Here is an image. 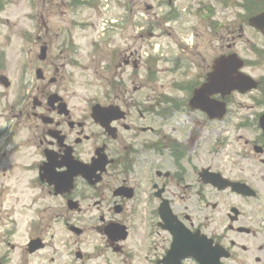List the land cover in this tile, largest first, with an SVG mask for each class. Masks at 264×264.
Here are the masks:
<instances>
[{"label":"flooded vegetation","instance_id":"1","mask_svg":"<svg viewBox=\"0 0 264 264\" xmlns=\"http://www.w3.org/2000/svg\"><path fill=\"white\" fill-rule=\"evenodd\" d=\"M153 1L154 6L143 0L142 8L156 12V21L138 18L133 24L141 30L138 38L146 39L140 51L108 50L110 63L103 71L109 69L115 76L113 95L95 101L74 97L78 92L71 69L81 66L79 44L73 37L76 28L51 26L40 12L46 8L37 6L36 0L24 1L21 22H12L7 16L12 0H0V230L8 228L6 237L20 232L28 237L20 248L26 260L52 246L58 226L60 234L79 229L81 246L89 232L100 237L107 264L110 260L111 264H264L261 114L258 111L249 118V112L243 117L235 110L239 98L264 106V77L262 72L254 74L264 65V35L250 22L264 15V0ZM134 2L123 0L124 16L120 21L111 18L116 25L110 29L126 27L125 14L132 12ZM60 3L69 9L84 5L83 0ZM223 17L229 20L223 22ZM207 27L220 29V41L224 33L232 36L208 62ZM98 41L87 43L90 58L98 57L104 46ZM221 58L241 60V72L257 82L256 90L244 95L211 96L225 103L221 120L234 118L240 134L244 133L237 139L242 142L240 149L207 151V140L201 142L195 132H188L193 137L186 139L184 131L175 128L179 121L200 122L203 128L207 122H216L189 109L187 100L150 103L148 110L130 96L115 95L135 80L138 88L132 92H141L142 84L147 86L151 61L157 66L170 63L169 72L182 78L187 76L182 70L199 62L198 82L194 83L193 75L180 88L192 92L207 81ZM255 94L260 97L256 101ZM153 104L160 111L156 116ZM93 108L100 110L101 123L93 119ZM169 108L188 117L169 118ZM164 153L170 160H165ZM141 170L140 179L136 173ZM210 174L236 184V190L215 187L209 182ZM163 202L184 230L175 229L174 224L171 233L160 228ZM111 224L124 228L123 238L115 231L105 236ZM33 240H40L43 249L28 253ZM174 243L179 246L172 248ZM75 249L74 259L80 252L79 247ZM80 255L76 260L83 263L86 258ZM23 258L19 264H28ZM0 264H7L6 260L0 258Z\"/></svg>","mask_w":264,"mask_h":264},{"label":"rangeland","instance_id":"2","mask_svg":"<svg viewBox=\"0 0 264 264\" xmlns=\"http://www.w3.org/2000/svg\"><path fill=\"white\" fill-rule=\"evenodd\" d=\"M24 1L26 0H12L13 6H11L9 10V15L7 14L8 17L10 16L12 22H17L18 19L19 22H21V18H19V16H21V13L19 12L24 7ZM88 1L90 2L86 6H80L78 8L75 7L74 9H69L67 7L64 8V6L61 5L60 0H36V5L41 7L44 6L46 8V10L42 9L40 12L41 15L46 18V21H49L51 26L57 27L63 24H68L69 26H73L74 28H76V31L73 32V37L75 38L76 43L79 44V60L81 66L75 70L71 69V72L74 75L75 86L77 87L76 90L78 92L74 95V97L76 98L78 96L79 98H93L95 101H105L107 100L106 98H104L105 95H107V98H109V95H113V89H111V85L112 82H114L115 78L114 74L109 69L103 71V68L107 67V65L110 63V52L108 50L110 48H118L123 53H128L129 51L133 50H137L139 52L141 49V45L143 46L146 39L144 36L142 39L138 38L137 33L141 32V30H136L133 24L138 22V18H144L146 22H151L152 20L156 21V12H154L153 10L145 11L142 8L143 0H135V2L133 3L132 12H130L131 14L128 13V11L127 14H125V17H127L128 19L127 23L125 24L126 27H120L118 30H112L110 29V23L113 22L114 19L111 18H115L116 20L120 21V19H122L124 16V11L120 7L122 6L123 0H107V4L105 5L109 6L108 9L106 8V6L101 7L102 9L99 8L100 2H98L97 0ZM116 1H119L120 4H115V6H113L112 4L114 2L116 3ZM147 3L154 6L153 0H147ZM147 15L151 17H148ZM132 16H135V18L132 19ZM14 17L16 18L12 19ZM214 19H217V16L211 17L210 20L214 21ZM228 20L229 18L227 17L222 18L223 22H226ZM77 26H82L83 28L78 29L79 27ZM210 30L214 33H218L212 34ZM219 31L220 29L216 30L215 28L214 30L207 27V62L209 58L211 59L212 56H216L218 54V49L223 46L224 43L232 40V36H227V34L224 33L221 35L222 41H220L218 39L220 36H218ZM144 35H146V33H144ZM155 36L157 35L155 34L153 37ZM91 39H94L96 41L99 40L97 43L104 45L100 48V54L98 57L92 56L90 58V56L92 55L91 52L87 54V51L89 49L87 43L91 42ZM234 42L237 45L236 48L239 49L238 39L234 38ZM202 49L203 47H201V51H203ZM248 58H251V56L248 55ZM198 63L199 62L194 63V67H189L188 70H182L187 74L186 78L175 77L173 73V75L168 74L169 68L167 64L163 63L159 64L158 66L156 65L155 70L158 74L154 78L149 79L147 86L142 84V86H144V89L141 92H132V89L138 88V82L135 80L133 82V85L130 84L129 86H127L125 91L117 90L115 95L119 97V99L121 96H126L127 98L130 96L132 98V101L144 103V107H146L148 110V106L150 105V103L165 101L178 102L182 100L186 101L188 98L186 89L184 91H179V88L185 87L187 85L186 82L191 80L193 75V79L196 78V72H198L199 69V66L196 64ZM98 66H100V70ZM124 68L125 67L118 70V73L122 72ZM260 72H262V75L264 77V65H261L259 70H255L254 74L256 76H259ZM127 73H129L128 70L126 74ZM125 75H123L122 78H124ZM148 75L149 73H147V77ZM140 80L142 81L141 78ZM174 81H180L183 83V85H180ZM196 82H198L197 78L195 79L194 83ZM253 97L255 98V101L256 99L260 98L256 94L253 95ZM236 100L237 102L235 104V110L239 115H242L243 117H247L246 113L249 112V118H254L258 114V111H261V106L259 105L261 104V102L253 103L249 98H239ZM153 107L155 112L153 116H156L157 113H160V111L155 106V104H153ZM167 110L168 111L166 112V114L169 118H177L184 115L186 118L188 117V115H186V112L183 114V112H180L178 110L174 111L171 108ZM192 116H194L195 119L199 118L196 114ZM236 124L237 122L233 118L231 119V121H224L223 123L207 122V125L203 128L200 122L194 123L188 120H183L179 121V128L176 125L175 128H177L179 132H182L183 130L184 134L187 135L186 139H192L193 137L192 135L188 137V132H195L197 135L195 136V138L199 139L201 142L207 140V151L227 149L231 152L233 150L241 148L240 146L242 142L240 140L238 141L237 139L240 135L244 134H240L241 132L236 128ZM234 127L236 132L232 134V129ZM200 134L204 136L202 140L198 137L200 136ZM220 144L221 146H224L218 147ZM164 158L166 161L170 160L169 154L164 153ZM136 174L140 179L141 177H143L142 170L137 172ZM21 229L25 228L21 227ZM54 230L56 234L60 235V228L58 226H55ZM67 234L63 233L62 236H56L53 241V245L55 246H50L49 248L45 249L40 255L27 257L26 260V257L23 258L20 248L25 245L28 237L24 235L23 232H20L19 235H16L14 237H6V232L0 230V258H4L7 264H19V260L21 258L24 259V262L28 261V264H94L96 262L100 264H107L108 259L107 257H105L104 253L100 255V257H97V255H99L98 250H100L101 248L100 245H98V243L96 242L100 240V237H97L96 234L89 232L86 235L85 239H83L84 237L81 238V240L83 239V244L85 245L82 247L85 248V251L88 252H85L86 259L89 258V254L92 256L90 257L89 261L78 263L74 259L73 254H71V249L73 247H70L68 249L66 243L62 241L63 238H65V240L67 239L66 241L68 243H72V241H77V239L76 237H72L70 234ZM46 240L50 239L46 238ZM94 245L95 248H93ZM64 246H66V248ZM51 259H53L54 261ZM111 262L112 261L110 260V264Z\"/></svg>","mask_w":264,"mask_h":264},{"label":"water","instance_id":"3","mask_svg":"<svg viewBox=\"0 0 264 264\" xmlns=\"http://www.w3.org/2000/svg\"><path fill=\"white\" fill-rule=\"evenodd\" d=\"M264 18H256L252 20L253 26H256L262 32H264ZM263 21V22H262ZM238 67H227L224 62H217L214 66V71L208 76L207 84L203 85L199 90L194 92L193 98L191 100V108L199 109L203 112H208L213 110L214 114L222 110V106L213 105L207 101L208 96L214 93L221 92L222 94L230 91L238 90L240 92H246L255 87V84L251 83L245 77L234 76L237 69L241 67V63L237 65ZM261 128L264 131V115L261 118ZM178 247V244L175 243Z\"/></svg>","mask_w":264,"mask_h":264}]
</instances>
